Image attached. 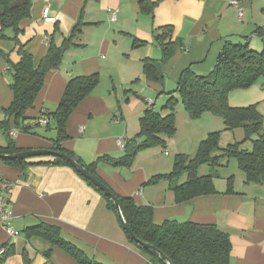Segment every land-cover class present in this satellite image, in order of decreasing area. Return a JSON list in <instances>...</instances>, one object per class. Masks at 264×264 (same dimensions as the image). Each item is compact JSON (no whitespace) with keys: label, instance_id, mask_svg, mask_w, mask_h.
I'll list each match as a JSON object with an SVG mask.
<instances>
[{"label":"crops","instance_id":"obj_1","mask_svg":"<svg viewBox=\"0 0 264 264\" xmlns=\"http://www.w3.org/2000/svg\"><path fill=\"white\" fill-rule=\"evenodd\" d=\"M141 1L49 0L54 19L47 20L43 14L47 2L33 0L32 15L22 22L17 37L12 28L6 30V37H0V147L13 139L23 150L51 149L56 137V130L50 131L45 124L36 128L38 134L19 132L13 121L8 130L2 127L3 110L14 99L10 68L20 60L21 46L37 63L52 41L61 45L79 26L74 44L65 50L61 65L47 72L25 119L35 124L45 118L44 112L54 111L70 78L98 73V85L70 115L69 138L63 142L85 163L104 155L124 156L125 146L118 140L126 145L137 137L147 100L154 99L155 93L165 95L163 100L170 96L186 67L209 73L227 42L264 51V0H240L241 18L231 0H159L148 12ZM111 10H118L116 20ZM168 25L173 29L172 41L179 44L162 66L163 79L151 80L144 73V63L149 59L160 63L163 53L156 34ZM135 98H141L144 105L133 108ZM229 103L233 107L257 104L264 117V77L247 89L233 90ZM13 129L17 130L15 136L10 134ZM166 151L159 146L143 149L130 165L102 161L97 172L118 194L151 205L156 224L167 220L215 224L230 237V264H264V181L247 183L245 173L238 165L229 167L228 160L218 167L222 173L214 179L215 193L179 202L169 180L149 182L153 176L173 170L174 160L163 155H168ZM51 157H33L28 161L34 164L26 169L0 160L1 174L13 184L5 197L12 202L11 225L19 232L12 236L0 225V246L8 247L0 264H80L63 248L42 237L27 236V229L41 223L57 226L63 238L99 263L164 264L153 261L130 241L105 198L74 168L46 164ZM230 176L234 178L233 192H227ZM185 180L183 175L178 183Z\"/></svg>","mask_w":264,"mask_h":264},{"label":"trees","instance_id":"obj_2","mask_svg":"<svg viewBox=\"0 0 264 264\" xmlns=\"http://www.w3.org/2000/svg\"><path fill=\"white\" fill-rule=\"evenodd\" d=\"M158 1L142 0L143 10L148 12L149 8ZM32 6L33 0H0V37H6V30L12 28L16 38L22 30V22L31 17ZM78 29L79 26H76L61 45L52 41L47 54L37 63L33 55L21 46L20 60L13 63L10 68L14 99L3 110L6 116L2 122L3 128L8 130L11 121H13L19 132L38 134L36 128L42 123H27L25 113L34 106L44 86L47 72L61 65L64 52L71 44H74L73 40ZM172 32V26L168 25L156 34L163 56L160 63L153 59L145 61L144 73L151 80L163 79L162 66L176 52L179 42L172 41ZM262 77H264V51H256L248 44L227 42L217 58L216 65L209 73L200 74L191 66L182 70L176 88L163 106V109L167 111L166 114L157 111L154 108L155 104L152 107L148 106L143 116L140 117V131L137 137L125 145L124 156L114 159L104 155L91 163H85L74 152L66 149L63 142L69 138L67 122L70 115L92 93L98 85L100 77L98 73L74 76L68 80L56 109L43 113L47 119L45 127L51 129L53 122L54 130H56L54 146L51 149L73 156L110 189L118 198L122 212L133 230L134 237L124 229L130 241L147 252L153 261L166 264L165 259L156 250L145 247L136 239L153 245L173 264H230L232 248L230 237L217 225L193 221L178 222L176 220H167L163 224H156L153 220L151 205L138 204L133 197L118 194L98 175L97 170L102 161H109L115 165H130L139 151L154 146H164L165 138L173 137L176 134L175 109L182 104L192 118H199L205 112H211L221 117L229 129L243 127L246 133L245 139L252 140V149H242L240 143L237 142L223 148L220 155L214 154L218 148L219 132H211L200 141L195 154L178 153L174 159L173 170L169 173L157 174L149 182H156L162 178L169 180L179 202L200 195L213 194L216 192L214 185V179L217 176L216 168L225 164V160L222 161V158L227 161L235 158L239 168L245 173L247 183L264 181L263 114L257 104L233 107L229 103V95L233 90L247 89ZM21 151L24 150L18 148L13 139L9 140L7 146L0 147V153L3 154ZM31 158L33 157L27 159L1 158L0 160L9 165L26 169L29 165L34 164L28 161ZM45 163L67 165L74 168L68 161L59 157L52 156ZM202 164H209L213 170L205 175H199L198 169ZM77 172L105 198L108 207L118 215L122 224L110 196L79 171ZM183 175H186L185 182L178 183ZM233 183L234 178L230 176L227 192H233ZM26 233L28 237L39 236L52 246L63 248L72 254L80 264H102L90 259L78 246L63 238L60 229L55 225L41 223L27 229ZM50 251L51 249L48 250V253Z\"/></svg>","mask_w":264,"mask_h":264},{"label":"rangeland","instance_id":"obj_3","mask_svg":"<svg viewBox=\"0 0 264 264\" xmlns=\"http://www.w3.org/2000/svg\"><path fill=\"white\" fill-rule=\"evenodd\" d=\"M107 84L110 83L107 82ZM162 96L164 97L165 95L155 93L153 95L154 99L151 100H157L156 105H154L155 109L162 114H166L167 111L163 109V106L166 104V101L170 96H167L164 100ZM177 96H179V94H177ZM141 103L144 105V102L141 98H135L132 102V107H138ZM175 114V121L177 126L176 134L173 137H166L164 146L159 145L161 149L168 151V155L163 154L166 157H171L174 160L178 153L191 154L195 152V150H197L199 146L200 140L206 138L211 132H219L218 148L214 151V154L220 155L223 152V148L227 147L229 144L237 142L240 143V148L242 149H252V140L245 139L246 133L243 127L229 129L226 127L221 117L211 112H205L199 118H192L187 110L183 108L182 104H180L179 107H176ZM51 127L52 128L50 129V131H54L53 122L51 124ZM47 156L48 155L34 157ZM224 160L225 163H227V159L222 158V161ZM229 161V167L238 165L235 158H232ZM216 169L217 176L215 178H218V175L222 173V169ZM212 170L213 168H211L209 164H202L198 169V174L200 175L202 171L207 174Z\"/></svg>","mask_w":264,"mask_h":264},{"label":"water","instance_id":"obj_4","mask_svg":"<svg viewBox=\"0 0 264 264\" xmlns=\"http://www.w3.org/2000/svg\"><path fill=\"white\" fill-rule=\"evenodd\" d=\"M46 155H50L53 157H59L62 158L66 161H68L77 171H79L82 175H84L87 179H89L90 181H92L95 185H97L101 190H103L107 195L110 196V198L112 199V201L114 202V205L118 211L119 217L122 221L123 227L124 229L132 236L134 237V233L132 228L130 227V225L128 224L121 206H120V202L118 200V198L110 191V189L102 182L100 181L95 175H93L87 168H85L82 164H80L78 162V160H76L73 156L66 154V153H62L53 149H31V150H24L18 153H13V154H3L0 153V159L1 158H11V159H27L30 157H34V156H46ZM137 242L141 243L142 245H144L145 247H148L152 250H156L160 256H162L165 259L166 264H173L172 262H170L166 257L163 256L162 252L158 249H156L153 245L147 243V242H143L140 239H136Z\"/></svg>","mask_w":264,"mask_h":264},{"label":"built area","instance_id":"obj_5","mask_svg":"<svg viewBox=\"0 0 264 264\" xmlns=\"http://www.w3.org/2000/svg\"><path fill=\"white\" fill-rule=\"evenodd\" d=\"M45 1L47 2V5L44 8V12H43L44 18L47 20H52L54 18L49 13L50 12L49 0H45ZM239 1L240 0H231V4H233L238 8L239 17L241 18L243 15V11L242 8L240 7ZM117 13L118 10L110 11L113 20L117 19ZM147 103L149 107H152L155 104L154 101L151 99H148ZM40 122L42 124H45L47 122V119L42 118ZM10 134L11 136H15L17 134V130L16 129L10 130ZM118 144L121 147L125 146L121 139L118 140ZM166 153L168 152L166 151ZM12 185L13 184L10 181H8L0 172V225L4 226L10 235L16 236L19 234V232L11 225V219L13 216L12 202L5 197V193L10 191ZM7 251H8L7 246L5 245L0 246V256L4 255Z\"/></svg>","mask_w":264,"mask_h":264}]
</instances>
